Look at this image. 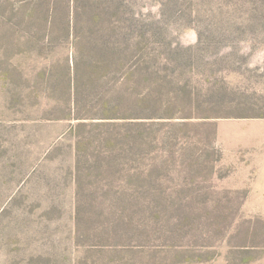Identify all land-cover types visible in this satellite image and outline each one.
I'll list each match as a JSON object with an SVG mask.
<instances>
[{
    "label": "rangeland",
    "instance_id": "1",
    "mask_svg": "<svg viewBox=\"0 0 264 264\" xmlns=\"http://www.w3.org/2000/svg\"><path fill=\"white\" fill-rule=\"evenodd\" d=\"M261 118L264 0H0V264H264Z\"/></svg>",
    "mask_w": 264,
    "mask_h": 264
},
{
    "label": "crops",
    "instance_id": "2",
    "mask_svg": "<svg viewBox=\"0 0 264 264\" xmlns=\"http://www.w3.org/2000/svg\"><path fill=\"white\" fill-rule=\"evenodd\" d=\"M224 143L232 184L246 185L240 188L249 192L245 205L264 218V118L226 120Z\"/></svg>",
    "mask_w": 264,
    "mask_h": 264
}]
</instances>
